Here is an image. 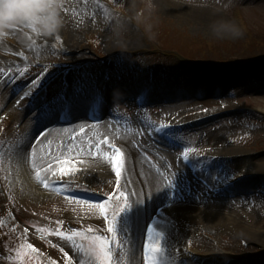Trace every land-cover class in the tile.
<instances>
[{
    "label": "rangeland",
    "instance_id": "rangeland-1",
    "mask_svg": "<svg viewBox=\"0 0 264 264\" xmlns=\"http://www.w3.org/2000/svg\"><path fill=\"white\" fill-rule=\"evenodd\" d=\"M107 1L111 6L120 9L122 13L121 17H118V14L111 16V9L105 6L108 14L110 13L108 27L103 26L100 18L96 19L97 16L94 17L95 15L90 11L91 4H100L99 0H66L72 10L83 9V7L87 10L90 21L87 28H83L82 21L76 20L77 14L68 9L62 11V15H66L72 21V28L77 32L78 41L68 44L59 29L53 34L56 39L48 49L44 51L34 49L33 41L38 35L35 36L27 28H21L16 31L22 30L25 33V41L22 36V41L9 54L10 61L0 65L3 66L0 68V83L3 84V89H7V96H11L9 110L3 108L4 99L0 98V264H53L49 261L51 259L47 260L41 253L35 252L32 246L44 247L47 250L46 254L48 252L51 258L58 261L56 264H70L67 256L74 253V249L77 248L74 241L67 239L63 234L69 228L67 223L80 225L92 233L89 238L91 240H87V251L77 255L78 262L80 264H101L103 257L97 253L96 242L99 241L94 236L96 230H103L104 220L96 206L89 202L71 199L64 194L42 198L35 195L34 191L36 197L33 194L34 197L21 196L10 186L12 177L10 166L17 137L25 130L23 118L26 122L33 123L52 114L53 119L49 126L59 127L61 125L57 123V116L62 106V98L66 96L69 99L71 96L73 100L79 98L84 100L83 92L91 88L87 103L83 105L81 112L84 119L90 99L94 95V88L98 87L97 81L101 83L100 80L107 70H111L109 77L113 76L117 84H123L126 80L132 81L133 74L136 78L138 73L140 74L137 69V72L132 71L136 63L137 68H145L155 61L159 78L170 76L175 86L184 87L191 84L194 92L199 90L203 95L208 89L211 95L208 98L209 102L203 98L193 105L175 107L159 99L153 100L154 88V92L152 91L142 105H138L136 96L125 101L106 99L109 101L108 108L112 126L101 127L102 129H97L95 126L88 129L85 119L74 125L68 122L63 125L66 130L52 138L47 136V130H40V128L35 130L32 134L35 143L33 142L31 148L34 150L37 147L36 144L40 142L35 140L38 133L45 132L41 139L43 150L40 152L45 156L42 161L46 168L48 166L57 168L58 172L55 176L66 177L73 181L68 184L69 186L80 187L84 190L82 192L84 194H89V189L98 194H107L111 189V179L91 182L83 179L78 171L90 170L100 173L103 168H108L111 164L108 157L111 154L109 145L114 147L115 143L124 149L127 145L145 162L156 161L162 165L172 162L176 164L179 160V152L193 146L205 152L227 156L229 161L219 166V171L225 178L228 177L230 171L240 172L246 169L244 162L235 163V160L240 159V154L247 153L249 156L246 158L251 159L248 161L251 174L264 173V71L257 72L255 78L245 76L244 71L237 73L223 70L194 71L189 73L190 80L182 81L187 78L185 74L190 72V69H182V75H180L171 57V60L156 61L155 58L150 59L149 56L139 55L151 50L157 52L173 50L192 60H202L205 64L220 66L262 60L264 59V0H166L170 4H158L157 0ZM178 3H183L197 12L184 14L182 19H177L169 6L179 5ZM183 11L180 13H185ZM220 12L226 14L228 18L229 32L227 35L215 30L216 20L210 15ZM95 19L99 29H95L93 23ZM4 37H0V40ZM48 37L52 38L51 34H44L43 37L36 38V42L43 44L42 40H47ZM124 38H133L135 43L125 45L123 44ZM139 48L142 51L138 54L131 53ZM18 50L23 51L24 54L14 55L18 53ZM115 54H120L125 58L126 62L123 67L117 65L116 69H113L110 65L106 66L107 62H112V56ZM21 55H26L27 58L19 60ZM101 59L103 61L98 62L100 65L95 69L86 70L89 60ZM58 60L82 65L85 78L75 77L74 71L69 77L71 86L63 87L58 81H54L49 86L48 92L43 89L34 96L32 93L40 89L36 88L40 80L42 82L51 78L47 65L49 62ZM120 60L123 58L120 57L114 61L120 62ZM102 62L105 63L102 64ZM36 65L40 66L36 67ZM27 69L34 72L31 77L30 74L25 76L22 74ZM87 71L94 73V81L89 78ZM153 76L155 75L144 71L142 78L143 80L148 78V81L152 83ZM229 77L232 82H224ZM204 78H207L209 82L204 90H200L198 89L200 82L207 81ZM134 80L133 82L138 84L137 89H140L142 83ZM82 84L84 88H81ZM231 91L232 96L230 97ZM137 92L138 90L135 91V95ZM213 92L215 97H212ZM25 94L26 97H23ZM119 106L123 118L117 116L114 111ZM223 108L235 110L214 119L204 120L205 122L192 123L185 128L182 133L183 137L178 133L180 136L176 134L173 141L167 139L170 147V161L168 162L159 152L150 150L143 142L147 134V126L143 120L146 115L143 118L141 116L144 110L157 119L175 118L184 121L198 116L201 111L211 112ZM135 124L139 125L136 131H134ZM144 129H146L145 132H143ZM129 130L132 132L126 144L114 135L117 131L126 133ZM138 143L142 145L143 153L137 151V148L140 149ZM124 152L126 153V150ZM23 156L33 161L35 153L28 150ZM123 164L126 165L125 156ZM63 168L66 171H63ZM25 173L30 177L29 170L26 172L21 170L20 177L24 178ZM243 174L239 173V175ZM160 180L161 183L164 182L162 178ZM246 180L256 182L250 192H242L236 186L230 190H232L231 193L237 194V197H219L207 192L201 178L197 180L191 173L185 171L176 181L175 189L168 188L165 200L158 202L153 198L143 199L144 203H147L146 209L133 211L134 214L144 216L142 222L149 217L150 211L152 213L155 207H166L169 204L172 207L166 211H174L170 214L166 211L163 213L164 218L161 219L160 226H163V231L165 229L168 231L166 230L165 234L157 232L159 242L146 243L142 248L143 240L141 246L139 240L135 264H144L145 261L148 264H163L160 260L164 259L167 254L173 260L171 264H182L187 257L186 251L199 257L203 255L216 257L226 254L239 260H246L245 264H264V175L260 177L255 175ZM191 191L192 194L188 196L187 194ZM117 192L114 206L117 232L115 244L120 257L117 264H121V258L126 251L127 237L130 235L125 220L131 204L123 184ZM80 197L87 198L84 195ZM188 199L195 203V206L189 203ZM177 205L209 217L200 218L197 214L189 212L188 217L177 219L175 216ZM210 216H217L218 232L211 227L216 222V218L213 219ZM194 217L200 219L202 226L191 229L189 222L195 220ZM174 219L177 220L174 221ZM122 221L123 224L120 225ZM142 222L138 224L140 237ZM170 222L179 224L181 229H189V233L185 234L182 230L176 229L177 226L170 228ZM182 223H184L183 226ZM42 233L46 235L44 240ZM202 242H206V246L200 245ZM258 256L261 258L254 259Z\"/></svg>",
    "mask_w": 264,
    "mask_h": 264
},
{
    "label": "bare ground",
    "instance_id": "bare-ground-1",
    "mask_svg": "<svg viewBox=\"0 0 264 264\" xmlns=\"http://www.w3.org/2000/svg\"><path fill=\"white\" fill-rule=\"evenodd\" d=\"M158 4H170L167 3L166 0H157ZM160 2V3H159ZM179 5H172L169 6V9L171 12H173L174 16L177 19H182L185 15L184 14H190L192 12H197L195 9H192L191 7H186L183 3H178ZM186 8V9H183ZM189 8V10L187 9ZM64 9H68L69 11H72L73 13L77 14L76 20L82 21L83 23V28H87V26L90 25V21L88 18L87 10L85 8H78V10H72L71 5H69L66 0H63V8L61 10V15L62 11ZM184 10V11H183ZM181 11L185 13H180ZM85 12V13H84ZM189 12V13H187ZM86 16H85V15ZM213 17H215L216 20V26L219 25V27L222 29L221 32H224L225 35L228 34L229 32V25H228V18L227 15L224 14L223 12H220L219 14H210ZM63 18V25L60 28V32L62 34V37L64 40L68 43L71 44L74 41H78L77 37V32L72 28V21L67 17L66 15H62ZM94 25L95 29H99L97 27V22L94 20ZM37 34H35L36 36ZM22 36L24 39L25 33H23L22 30L19 31H14L7 35L6 37L2 38L0 40V65L6 64L10 61L11 57H9V54H11V50L22 41ZM33 36V37H35ZM44 34L36 36V38L43 37ZM106 37V35H105ZM43 39L42 41H44ZM25 41V39H24ZM135 43V40L133 38H124L123 39V44H133ZM36 49H41L44 50V47L42 44L37 43L35 44ZM24 54L23 51L18 50L17 55L19 54ZM13 54V53H12ZM15 55V54H14ZM6 59V60H4ZM5 66V65H4ZM3 67V66H2ZM0 66V68H2ZM224 82L231 83L232 79L229 77L224 80ZM159 85H157L149 92L148 96L152 94V91L154 92L153 94V100H160V101H165L168 104H172V106L175 107H185L187 105H193V103H197V100L205 98L206 102H209V96L211 95L210 90L206 89L204 91V94L202 95L201 93L194 92L192 90L191 84H188L184 87H178L175 86L174 82L170 80L169 77H164L160 80ZM108 87L105 88V95L106 99L111 100V99H120L122 101L125 100H131V98L134 96L135 97V91L134 87L135 84H132L128 81H124L122 84H117L114 82H110L107 84ZM126 88H128L126 90ZM11 96H7V89H3V84L0 83V98L4 99V102L2 103V106L4 109L9 110L10 108V98ZM108 103L109 101H102V108H103V114H104V122L103 124L106 126L111 125V121L108 117L109 115V108H108ZM84 105V101L82 98L76 99L72 101V114L69 116L70 120L69 123L74 124H79L83 122V116L81 114L82 109ZM211 112H200V118L206 116V114H210ZM209 116V115H207ZM196 117V116H195ZM194 118V117H193ZM53 119V115L49 114L47 117H44L43 119L37 120L36 122L33 123H28L25 121V119H22V122L24 124V132L17 137L16 143L14 145V156L12 159V164L10 166V186L16 190L21 196L24 197H31L32 194L38 195L42 198L46 197H53V186H52V181L54 179H59L58 176H55L57 174V168L48 166L46 168L45 164L43 163L42 159L45 157L43 153L40 152V150H43L41 147V144L43 141H40L37 145V147L34 148V150L31 148L33 146V140L34 137L32 138V134L34 133L35 130L39 129L40 130H47V136L49 138H52L54 136H57L60 134L63 130H66V127L64 126H59V127H51L49 124L51 123ZM205 122V121H204ZM94 133V132H93ZM40 134V132L38 133ZM44 134H41L40 137H43ZM115 136H117L122 143L126 144L128 141V138L131 136L130 133H123L121 131H117L114 133ZM164 137L162 136L161 132H155L154 136L152 138H145V144L148 146L150 150H153L155 152H159L160 155H162L163 159L168 162L170 161V147L167 146L164 142ZM36 140V138H35ZM35 143V142H34ZM123 144V145H124ZM40 146V147H39ZM125 146V145H124ZM39 148V151H38ZM31 151L32 153H35V157L33 161L28 160V158L25 159V156H23L25 151ZM126 153L124 152L123 158L125 156L126 159V167L123 169L122 175H123V184L125 188V192L127 197L129 198L131 208L129 209L128 215L125 220L126 227L128 228V231L130 232V235L128 237V252L125 257L122 259V264H135L136 257L138 255V243L140 240V246L143 240V231L146 230L148 227H152L153 231L150 233L148 236V241L149 243H157L160 240L158 239V234L157 232H163L165 234L166 230L164 231L163 226H160V221H154L151 219L152 213L150 211V215L148 218H146L143 222L142 220L144 219L143 215L139 216L138 214H134V210H141L143 211L146 209V204L144 203L143 199L145 198H153L155 201H163L165 200L166 193L168 188L174 189L176 187V180L179 179V176L181 173L187 171V168L184 166L183 163L179 164H174L168 163L165 165L159 164L158 162H154L152 164H149L145 162L141 157L137 156L134 154L132 150L129 149V147L126 145L125 147ZM218 155L220 154H215L211 156V161H216L218 159ZM251 160L249 158L246 159H240L236 160L235 163H242L245 164L246 168V173H249L248 169V161ZM218 160L216 163L213 165H209L208 162L205 161H198L194 164L195 168L201 169L200 175L202 177H208L206 180H212L221 183L222 181V176L219 174V164ZM219 164V165H218ZM205 169V170H202ZM23 170L26 172V170H29L30 177L25 173L22 178L20 177V171ZM35 171L34 173L31 171ZM63 170H65L63 168ZM169 170V171H168ZM171 170V172H170ZM74 171V170H73ZM79 174L83 179H87L91 182L93 181H101V180H106L111 177L110 172L108 171L107 168H103V170L100 173H95L92 171H78ZM180 173V174H179ZM161 175V176H160ZM55 176V177H54ZM160 178L163 179L164 182L161 183ZM218 183V184H220ZM256 185L255 181H244L238 185L239 189L242 192H250L251 189ZM224 191L219 192L217 195L220 196H229V197H237V194L231 193L232 190L228 189H223ZM33 192V193H32ZM34 195V196H35ZM231 195V196H230ZM32 196V197H34ZM36 197V196H35ZM35 199V198H33ZM38 199V198H37ZM189 203H191L193 206H195V203H193L190 199H188ZM156 202V203H158ZM179 204V203H178ZM177 210L175 212V216L177 219H181V217L186 218L188 217L187 215L189 212L197 214L200 218L203 217H209L206 215H203L201 213H198L195 210L188 211V209H184L182 206L177 205ZM156 208V207H155ZM154 208V210H155ZM174 210L167 212L168 214L172 213ZM215 221L217 219V216H210ZM195 218V217H194ZM191 218V219H194ZM177 219H174L177 220ZM214 222L212 229L215 232H218V225L217 223ZM143 223L142 225V234L140 237V233L138 231V224ZM235 222V221H234ZM123 224V221L122 223ZM184 223H182V226ZM190 228L191 229H196L200 227L199 225L202 226L200 219L195 218V220H190L189 222ZM160 226V227H159ZM173 226H177L178 228L182 230L185 234H188V230L186 228H180L179 224H175L173 222L171 224L170 222V228ZM169 228V227H167ZM141 229V228H140ZM168 231V230H167ZM220 233V232H219ZM229 233V232H228ZM206 242H202L200 245L206 246ZM132 246V248H131ZM156 257L158 256L157 254H154ZM203 256H208V255H203ZM168 260H171V256L169 254L166 255L165 257ZM160 261H163L161 259Z\"/></svg>",
    "mask_w": 264,
    "mask_h": 264
},
{
    "label": "clouds",
    "instance_id": "clouds-1",
    "mask_svg": "<svg viewBox=\"0 0 264 264\" xmlns=\"http://www.w3.org/2000/svg\"><path fill=\"white\" fill-rule=\"evenodd\" d=\"M63 0H0V37L27 28L50 35L63 25ZM216 31H222L217 25Z\"/></svg>",
    "mask_w": 264,
    "mask_h": 264
},
{
    "label": "snow or ice",
    "instance_id": "snow-or-ice-1",
    "mask_svg": "<svg viewBox=\"0 0 264 264\" xmlns=\"http://www.w3.org/2000/svg\"><path fill=\"white\" fill-rule=\"evenodd\" d=\"M120 163H121V156L117 154L113 157V169L116 172L117 176L120 175ZM153 251H155V249H153ZM101 264H111V260L108 252L104 253V259L101 261Z\"/></svg>",
    "mask_w": 264,
    "mask_h": 264
}]
</instances>
